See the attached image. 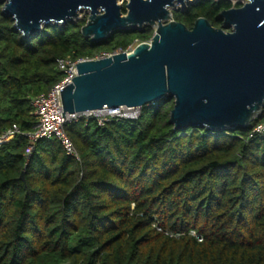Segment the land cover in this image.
<instances>
[{"label": "trees", "instance_id": "trees-1", "mask_svg": "<svg viewBox=\"0 0 264 264\" xmlns=\"http://www.w3.org/2000/svg\"><path fill=\"white\" fill-rule=\"evenodd\" d=\"M241 5L199 1L174 19L222 27L219 14ZM87 19L25 39L0 5V132L21 129L0 146V264H264V134L250 136L264 107L248 127L176 129L174 101L163 99L134 119L69 123L79 158L55 137L26 155L33 100L63 78L59 58L93 59L154 34L96 42L82 33Z\"/></svg>", "mask_w": 264, "mask_h": 264}, {"label": "water", "instance_id": "water-1", "mask_svg": "<svg viewBox=\"0 0 264 264\" xmlns=\"http://www.w3.org/2000/svg\"><path fill=\"white\" fill-rule=\"evenodd\" d=\"M4 1L2 13L25 39L50 24L73 22L82 10L89 11L82 33L96 42L118 30L154 27L151 40L130 52L77 63L78 75L61 89L65 117L164 99L174 101L170 121L176 129L225 131L248 127L263 110L264 0L223 10L222 27L199 17L192 28L170 11L192 0H127L126 13L121 0Z\"/></svg>", "mask_w": 264, "mask_h": 264}, {"label": "built area", "instance_id": "built-area-1", "mask_svg": "<svg viewBox=\"0 0 264 264\" xmlns=\"http://www.w3.org/2000/svg\"><path fill=\"white\" fill-rule=\"evenodd\" d=\"M133 50V46L126 51ZM113 53H102L93 59H100L111 56ZM88 59H69L59 58L57 60V69L63 72V78L57 82L47 94L37 95L33 100L34 114L37 122L31 131L24 134L28 138L26 147V155H30L35 144L43 138L55 137L65 147L68 154L79 158V154L66 132V126L71 122H78L81 119H94L99 125H104L112 118H128L134 119L140 115L141 108L120 106L116 108H104L95 111L86 112H65L62 104L61 89L71 84L73 78L78 75L77 63ZM21 133V129L17 124L0 132V146L10 141L16 135ZM256 134H264V121L255 124L250 132V136Z\"/></svg>", "mask_w": 264, "mask_h": 264}, {"label": "rangeland", "instance_id": "rangeland-1", "mask_svg": "<svg viewBox=\"0 0 264 264\" xmlns=\"http://www.w3.org/2000/svg\"><path fill=\"white\" fill-rule=\"evenodd\" d=\"M193 1V3L195 2V0H192ZM234 4H238V3H241L242 5L244 4V3H246L247 2V0H231ZM127 2V0H121L120 1V3H122L123 5L125 4ZM4 3H5V1L4 0H0V5H2V7H3V5H4ZM241 5V6H242ZM180 6V5H179ZM178 7V6H177ZM236 7V6H235ZM88 15H89V11H86V10H82L81 12H80V15H79V17L77 18V19H75L74 21H77V20H79V19H82V18H84V17H88ZM153 29H154V27H153ZM155 30V29H154ZM121 30H118V31H116V32H114L112 35H116V34H118V32H120ZM151 39H149L148 41H141V39H136L134 42H133V44H132V46H133V48H135L139 43H141V42H149Z\"/></svg>", "mask_w": 264, "mask_h": 264}, {"label": "flooded vegetation", "instance_id": "flooded-vegetation-1", "mask_svg": "<svg viewBox=\"0 0 264 264\" xmlns=\"http://www.w3.org/2000/svg\"><path fill=\"white\" fill-rule=\"evenodd\" d=\"M127 3V2H126ZM126 3L124 4V9H125V12H124V9H123V13H126L127 11H126V8H125V5H126ZM196 3V2H195ZM195 3H193V4H195ZM193 4H191V5H188L186 8H183V7H181V6H176V7H174V8H170V11H171V13H172V17H173V19H174V13H176V12H178V11H186V10H188L189 9V7H191ZM175 20V19H174ZM147 27H150V28H152L153 29V27L152 26H150L149 24H147L146 26H144V28H147ZM143 28V29H144ZM142 29V30H143ZM154 30V29H153Z\"/></svg>", "mask_w": 264, "mask_h": 264}]
</instances>
